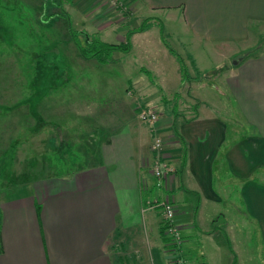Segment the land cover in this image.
<instances>
[{
	"label": "crops",
	"instance_id": "obj_1",
	"mask_svg": "<svg viewBox=\"0 0 264 264\" xmlns=\"http://www.w3.org/2000/svg\"><path fill=\"white\" fill-rule=\"evenodd\" d=\"M124 1L142 15L180 19L197 46L261 43L254 31H264V0ZM153 27L133 34L119 71L103 75L104 115L83 118L94 127L88 142L95 149H54L56 175L8 198L3 191L0 264H174L162 215L150 204L164 197L176 207L183 264H264V49L221 71L228 102L211 105L202 96L209 86L190 73L184 80L162 37H148ZM185 87L199 104L180 117L165 99ZM143 107H162L160 119L141 122L136 111ZM156 132L175 168L164 181L151 168ZM236 212L246 220L238 233Z\"/></svg>",
	"mask_w": 264,
	"mask_h": 264
},
{
	"label": "rangeland",
	"instance_id": "obj_2",
	"mask_svg": "<svg viewBox=\"0 0 264 264\" xmlns=\"http://www.w3.org/2000/svg\"><path fill=\"white\" fill-rule=\"evenodd\" d=\"M31 1L0 0V198L4 190L8 198L25 192L22 189L15 193L19 186L27 187L31 183V187L37 180L45 182V178L56 175L52 173L53 165L59 161L54 149L61 151V155L68 149L90 150V144L95 149L97 143L88 142L94 127L84 125L83 118L88 114L96 119L103 117L109 102L105 100L103 75L106 71H119L120 57L125 52H112L104 62L101 58H85L72 39L71 29L82 43L96 36L107 44L120 45L125 44L130 32L144 24L158 26L148 32L152 41H158L163 27L166 41L182 55L188 75L194 76L191 79L204 81L209 86L203 88L202 96H208L206 101L211 105L213 101L228 102V89L220 77L221 71L264 49L257 47L258 43L226 48L197 46L182 34L180 19L172 21V16L165 12L142 15L124 0H43V7L37 0V9ZM254 32L260 35L257 42H262L264 31ZM187 87L177 93L178 108L174 112L180 117L192 115L193 104H199V99L191 96L192 92H185ZM115 89L119 87L111 91ZM175 96L165 99L166 103H173ZM153 109L159 120L162 107ZM139 110L136 116L144 122L139 118ZM58 159L61 167H65V159ZM234 217L238 233V224L246 220L237 212ZM167 243L173 252L176 246L170 241ZM171 257L174 260L172 254Z\"/></svg>",
	"mask_w": 264,
	"mask_h": 264
},
{
	"label": "built area",
	"instance_id": "obj_3",
	"mask_svg": "<svg viewBox=\"0 0 264 264\" xmlns=\"http://www.w3.org/2000/svg\"><path fill=\"white\" fill-rule=\"evenodd\" d=\"M139 118L144 122L156 123L158 120V114L152 107H143L139 110ZM152 142L151 150L157 153L152 164V172L155 178H157L159 181H164L166 177L174 174L175 168L161 155V151L164 146V140L162 139L160 133L156 132L154 134ZM150 204L160 210L165 234L167 237H169L170 242L176 246L173 252H171L174 258V264H183L184 261L179 256L178 250V247L181 244V235L178 229V224L175 220L176 207L174 203L170 201L168 197H164L161 200H156Z\"/></svg>",
	"mask_w": 264,
	"mask_h": 264
},
{
	"label": "trees",
	"instance_id": "obj_4",
	"mask_svg": "<svg viewBox=\"0 0 264 264\" xmlns=\"http://www.w3.org/2000/svg\"><path fill=\"white\" fill-rule=\"evenodd\" d=\"M66 12V11H65ZM67 14V13H65ZM70 17V16H69ZM148 28V24L147 25H142L141 27H139L137 30L132 31L129 33L125 44H120V45H111V44H107L106 42H103L99 37H94L93 39L86 40L85 43H82L79 39H78V34L75 33V31H73L71 29V36L72 39L74 40V42L76 43L77 47L79 48L81 54L83 55V57L85 58H101L104 61H107L109 59H107V56H110V54L112 52L115 51H123L125 53L129 52L131 50V36L132 34H134L135 32H141L144 31ZM161 32L163 35V27L161 28ZM163 42L166 45V47L169 49V51L171 53H173L179 60V63L181 65V71H182V78L184 80L189 79V75H188V68L185 66L183 58L170 46V44L166 41L165 37L162 36ZM264 41V40H263ZM263 41L260 43V45H257V47L259 46H263ZM253 55V54H251ZM236 63H239L238 61H236ZM178 96H175L174 99V108H175V112L177 110V102H176V98ZM140 109V108H139ZM177 114V113H175ZM164 230V227H163ZM165 233V231H164ZM166 241H170L169 237L166 236ZM179 250V249H178ZM183 258V257H182ZM185 262V260H184Z\"/></svg>",
	"mask_w": 264,
	"mask_h": 264
}]
</instances>
